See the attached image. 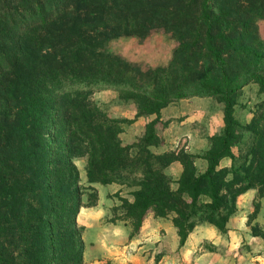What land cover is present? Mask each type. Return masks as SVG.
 <instances>
[{
	"label": "trees",
	"instance_id": "16d2710c",
	"mask_svg": "<svg viewBox=\"0 0 264 264\" xmlns=\"http://www.w3.org/2000/svg\"><path fill=\"white\" fill-rule=\"evenodd\" d=\"M259 22L264 0H0V264H83L77 217L83 191L92 192L91 206L97 200L93 183L132 189V201L116 194L115 210L133 233L149 213L171 217L179 247L202 223L226 233L237 199L251 189L254 220L264 195V102L245 125L233 107L249 84L264 94ZM157 32L176 42L165 65L108 48ZM95 89L117 90L137 117L154 116L137 142L120 141L130 122L91 103ZM193 97L222 102V133L201 155L153 153L161 111ZM80 157L87 188L73 162ZM173 162L182 165L177 181L164 173Z\"/></svg>",
	"mask_w": 264,
	"mask_h": 264
},
{
	"label": "rangeland",
	"instance_id": "374dc122",
	"mask_svg": "<svg viewBox=\"0 0 264 264\" xmlns=\"http://www.w3.org/2000/svg\"><path fill=\"white\" fill-rule=\"evenodd\" d=\"M258 33L264 40V22L258 23ZM175 46L176 42L170 35L157 32L152 33L144 40L136 37L118 38L111 41L108 48L111 52L118 53L131 62L156 67L165 65L169 61ZM89 101L99 107L108 117L130 122L123 124V132L119 134V139L124 145L137 142L144 135L147 124L154 118V116L148 115L137 117L136 104L123 99L121 93L114 89H95L90 94ZM263 102L264 94L258 92V85L249 84L245 86L237 96L236 104L233 107L234 118L245 125L253 115L259 112V106ZM168 106L171 109H168L166 114L165 112L162 113L163 110L161 111L160 121L157 124V132L162 138V147L158 151L162 152L156 153V150L152 151L150 149L153 153L165 154L185 151L190 154H193L191 152H199V154L193 155H201L210 147L209 138L222 133L223 104L220 100L213 97H193L175 100ZM239 134L243 142L247 140L248 133L239 132ZM166 139H168V142L164 144ZM205 145H208V148L203 150ZM233 150L235 154L238 153L237 148ZM73 162L79 170L81 187L87 188L89 184L86 181L85 174L86 158H75ZM227 164H229L228 159L222 161V165ZM91 186H96L93 188L97 194V200L91 206L90 202H93L92 192L90 190L83 191V206L80 208L77 217V222L83 231V264H103L109 262L107 256L110 252L117 251L119 246L121 247L125 243V230H133L130 222L125 223L116 220L120 213L115 210L121 204L116 194L132 199L129 195L132 189L126 187L122 193L113 195L108 193L106 196V193L113 187L112 185L93 184ZM253 210L254 203L252 201L247 207L238 210V213L247 215V228L257 238L242 236V241L239 239L232 251H226L221 243H219L220 246H214L210 240H205L198 248L191 249L194 252L193 254L187 253L186 250H176L178 258H173L175 262L168 264H193L195 256L203 252H214L217 254L216 263L219 262L221 256V259L228 264H248V262L256 261L257 259H254L259 254V256L262 255L260 256L262 258L257 261L264 264V241L261 240L263 238L261 236L263 233L262 226L254 222L256 218L249 220ZM262 210L263 215L261 218L264 220V207ZM259 212L261 213V204ZM163 232L167 234V225L164 226ZM164 243L167 248L175 244L171 233L165 237ZM193 243H195V240L192 235L188 244Z\"/></svg>",
	"mask_w": 264,
	"mask_h": 264
},
{
	"label": "crops",
	"instance_id": "0c3cea01",
	"mask_svg": "<svg viewBox=\"0 0 264 264\" xmlns=\"http://www.w3.org/2000/svg\"><path fill=\"white\" fill-rule=\"evenodd\" d=\"M168 109H171L170 106L163 109L162 113H167ZM170 111V110H169ZM168 139L165 140L164 144H167ZM162 144V143H161ZM161 144L159 146H152L150 149L152 151L156 150L155 152H162L158 151L161 148ZM166 147V146H164ZM188 149V147H186ZM208 145H205L203 150H206ZM171 150V149H170ZM167 151V150H166ZM193 154H199L195 152H191ZM196 166L199 167V171H204L206 164L202 160H196ZM182 172V165L179 162H173L169 166H167L164 170L165 175H167L171 180L177 181ZM98 184V183H93ZM91 184V185H93ZM112 185L113 187L108 193L111 195L115 193H122L123 190L126 188L125 186H121L118 184H108ZM96 187V186H93ZM173 187H176L175 185ZM129 192V191H128ZM257 190L251 189L247 191L245 194L241 195L237 199V212L230 217L229 221L227 222V232L221 233L215 227L207 224L202 223L195 227L193 232L187 238L184 246L181 248L179 247V238L176 233V229L174 228L171 217L168 218H158L155 217L152 213L147 214L145 217L143 224L137 233H133V230H125L126 231V241L123 245L115 252H110V256L108 255V260L111 264H168L173 263V258H178V253L176 250L184 251L186 250L187 253L193 254L194 252L191 250L193 248H198L202 242L205 240H210L211 244L214 246H222L226 248V251H232L236 246L235 243L242 239V236L253 237L257 238L256 235L253 236L252 232L247 228V215H242L238 213L243 207H247L256 197ZM132 198V197H131ZM129 201L132 199L128 198ZM263 202H264V195L260 199L261 204V213L254 220L255 223H259L262 226V232L264 234V220L261 218L263 215ZM165 221V222H163ZM129 222V221H123ZM131 223V222H130ZM167 225V234L163 232L164 226ZM131 231V232H129ZM171 233L174 237L175 244L173 246L165 245V237ZM194 237L195 243L188 244L191 241V237ZM250 235V236H249ZM264 237L261 238V240ZM242 241V240H241ZM189 254V256H190ZM262 256V255H260ZM259 254H257L254 260L261 259ZM191 257V256H190ZM253 261L248 262V264H262L261 261ZM217 261V254L214 252H203L199 255L195 256L193 264H228L219 258V262ZM210 262V263H209ZM214 262V263H213ZM242 264V263H240ZM247 264V263H246Z\"/></svg>",
	"mask_w": 264,
	"mask_h": 264
}]
</instances>
